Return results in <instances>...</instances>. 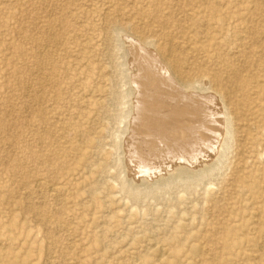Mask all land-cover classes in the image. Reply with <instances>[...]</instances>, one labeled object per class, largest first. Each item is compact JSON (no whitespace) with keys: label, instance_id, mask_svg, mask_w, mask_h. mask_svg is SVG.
Segmentation results:
<instances>
[{"label":"rangeland","instance_id":"1","mask_svg":"<svg viewBox=\"0 0 264 264\" xmlns=\"http://www.w3.org/2000/svg\"><path fill=\"white\" fill-rule=\"evenodd\" d=\"M203 3L219 6L208 25L196 15ZM163 17L172 27L160 26ZM232 19L259 39L236 40L246 33L232 28ZM139 22L152 25L151 34L174 36L193 85L225 89L237 108L233 145L205 178L179 175L153 186L172 167L146 176L127 159L125 143L122 156L127 100L105 109L96 103L104 97L98 85L106 72L95 60L105 31L135 34ZM136 43L124 34L115 43L127 60L122 70L135 68L130 57L142 52ZM38 52L47 65L45 97L31 95V56ZM234 72L238 80L230 82ZM112 76L121 91L131 87L124 74ZM210 105L219 109L215 100ZM248 175L254 178L245 184ZM38 180L56 191L33 190ZM253 187L264 196V0H0V264H264L262 233L245 197ZM258 223L264 228V215ZM232 224L253 241L248 252H239L244 238L230 243ZM186 241L204 252L195 254Z\"/></svg>","mask_w":264,"mask_h":264},{"label":"bare ground","instance_id":"2","mask_svg":"<svg viewBox=\"0 0 264 264\" xmlns=\"http://www.w3.org/2000/svg\"><path fill=\"white\" fill-rule=\"evenodd\" d=\"M258 7L260 8L258 10L261 11L263 5L258 4ZM218 10V5L203 3L199 4L197 7L196 15L199 20L205 17L204 22L208 25L219 18H216V16H218ZM105 11L110 12V8L107 7ZM189 15L190 14H186V16ZM120 19L122 18L120 17ZM126 20L127 19H125V21ZM159 20L161 23L160 26H162L164 30L173 25H169L167 18L163 17L159 18ZM230 23L232 28L245 30L246 36H244V38L241 33H236V40L241 41V43L244 44V39L247 40L248 43L259 39L253 29L244 25V23H240L236 19H232ZM138 25L137 29L139 31L138 33L135 32V34H129L125 30L121 33L120 31L123 29L119 31L112 28L111 30L105 31L106 41L103 43V55L100 59L95 60L96 65L100 68V72H106V74L100 75L102 85H98V90L104 97L102 96V99H99L96 103L102 109H105L106 107L109 108V106H112L117 100H127L128 108L125 114V128L123 127L124 130L122 135H120L121 140L118 146L120 152L122 151V145L125 143L126 150L124 153L127 159L129 162L135 164L137 173H142L146 176L154 173V170L156 172V169L162 165L169 164L172 167L171 171L167 172L166 175L159 176L153 182L150 181L153 186H155V184H161L162 186L173 184L175 179L178 178L179 180V175H186V177L192 175L193 177L195 176L194 178L199 176L200 178H205V175L210 174L211 171L215 169L214 167L217 166L220 157H222L233 145V141L236 137L234 132H237L239 128L237 108L232 105L231 98L224 92L225 89H219L215 86L211 88L210 84L206 87V83L202 84V86H197L198 84L195 86L193 85L191 81L192 78L187 69L184 68L183 61L176 51L180 42L177 41L174 36L171 34L154 35L151 34V32L153 33L152 25L144 22H139ZM261 30L263 31V28H261ZM123 34L135 40L138 43L139 50H142V52L138 53L134 58L132 57L131 59L130 57V61L135 65V68L131 71H129L128 68L125 70L120 68L126 65L127 60L124 54L119 53L121 48L115 43L119 36ZM31 40L34 42L33 39ZM134 49H136V46ZM118 54L120 58H122V62L119 63L117 61ZM105 57L111 60H106L107 58L105 59ZM31 58L33 60V67L30 69V76L32 74L33 85H35V90H31V95L33 97L37 95L45 97L46 87L42 85L41 82L46 76L44 72H47L44 54L42 53L41 55V53L38 52L37 54H33ZM130 61L128 60L129 63ZM117 73L121 76L124 74V78L127 76V80L130 82L131 87L129 86L130 88L125 92L121 91L117 83H114V76L112 75ZM156 74L159 75V77ZM38 75H41V77H38ZM237 80L238 78L234 72L233 75L231 74L230 82H235ZM177 86L180 87V89ZM133 96L134 100L131 102ZM241 99H246V93L241 94ZM214 100L216 105H218L217 107H219L217 111L210 105ZM215 111L220 113L222 117H216ZM212 153L217 154H214V157ZM121 154L123 156V152H121ZM210 155L214 157H212L213 160L205 163L203 158H207ZM37 159H39V156L34 155L33 160ZM221 165L223 164L220 163V166ZM241 165L243 168H246L249 166V161L243 158V160H241ZM100 170L104 171V168L101 167ZM163 171L165 172L164 169ZM140 174L138 176H140ZM193 177L190 178L193 179ZM250 178L253 179L254 177L249 175L245 177V180L247 179L245 184ZM184 179L186 180L187 178ZM210 183L213 182L210 181ZM54 186L38 180L33 184L32 188L35 190L42 187L48 192H54L56 191V187ZM145 187H149L150 189L149 185ZM138 193L139 190L134 188L131 196L137 197L139 195ZM245 197L246 202L251 203L252 206L249 217L252 220L254 230L262 233L258 248L264 250V231L261 230L264 228H258L260 224L258 222L264 215V196L258 191V188L253 187L248 190ZM30 212L35 215L39 214V211L34 210L32 206L30 207ZM187 220L195 222V217L190 215L187 217ZM229 227L226 233L231 235L230 243H232V241L237 242L238 238H244L243 245L245 247L239 249V252H248L249 247L253 248L255 246L252 244L253 241L250 240L251 238L247 237L246 232L241 231V227L234 224ZM191 243L192 241H186L185 246L187 248L189 247L192 252L195 254L204 252L202 246L193 245ZM232 245L235 244L232 243ZM68 264L77 263L69 262ZM200 264L205 263L201 262Z\"/></svg>","mask_w":264,"mask_h":264}]
</instances>
